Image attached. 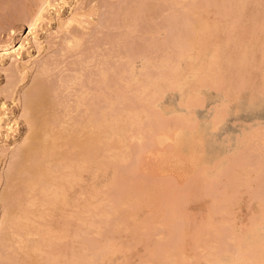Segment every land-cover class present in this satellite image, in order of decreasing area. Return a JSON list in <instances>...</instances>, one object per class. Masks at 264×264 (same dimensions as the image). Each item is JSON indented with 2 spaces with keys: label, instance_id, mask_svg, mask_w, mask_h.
Here are the masks:
<instances>
[{
  "label": "rangeland",
  "instance_id": "rangeland-1",
  "mask_svg": "<svg viewBox=\"0 0 264 264\" xmlns=\"http://www.w3.org/2000/svg\"><path fill=\"white\" fill-rule=\"evenodd\" d=\"M0 3V264H264V0Z\"/></svg>",
  "mask_w": 264,
  "mask_h": 264
},
{
  "label": "bare ground",
  "instance_id": "bare-ground-1",
  "mask_svg": "<svg viewBox=\"0 0 264 264\" xmlns=\"http://www.w3.org/2000/svg\"><path fill=\"white\" fill-rule=\"evenodd\" d=\"M42 2H43V1H42ZM0 4H1V3H0ZM39 4H40V3H39ZM43 4H44V3H43ZM188 5H189V4H188ZM190 5H191V4H190ZM206 5H207V4H206ZM206 5H205V7H207ZM47 6H48V5H47ZM222 6H223V5H222ZM79 7H80V6H79ZM189 7H190V6H189ZM212 7H213V6H212ZM217 7H218V6H217ZM45 8H46V6H45ZM45 8H44V9H45ZM222 8H223V7H222ZM41 9H42V7L40 8L39 12L41 11ZM46 9H47V8H46ZM194 9H195V8H194ZM41 12H43V9H42ZM80 12H81V11H80ZM223 13H224V12H223ZM40 15H41V13H38L37 16L35 15L36 17H35L33 20H31L32 22L30 21V22H31V25H30V32H29V35H31V34L33 35V34H34V29H35V26H36L37 21L39 20ZM189 15H190V14H189ZM192 15H193V13H192ZM190 16H191V15H190ZM192 17H193V16H192ZM224 17H225V16H224ZM69 18H70V17H69ZM172 21H173V20H172ZM65 22H66V21H65ZM79 22H80V21H79ZM170 24H171V23H170ZM65 25H66V24H65ZM66 26H67V25H66ZM76 26H77V25H76ZM76 26H75V27H76ZM103 26H104V25H103ZM65 28H66V27H65ZM80 28H81V27H80ZM127 28H128V27H127ZM130 28H131V27H130ZM112 29H113V28H112ZM157 32H159V31H157ZM252 32H253V30H252ZM252 32H251V33H252ZM74 34H75V33H74ZM156 34H157V33H156ZM75 35H76V34H75ZM255 35H256V34H255ZM170 36H171V35H170ZM81 37H82V36H81ZM176 37H177V36H176ZM84 38H85V37H84ZM81 39H82V38H81ZM172 39H173V38H172ZM79 40H80V39H79ZM74 41H75V40H74ZM75 43H76V42H75ZM73 44H74V43H73ZM61 45H62V44H61ZM76 45H77V44H76ZM68 50H69V49H68ZM70 50H71V49H70ZM73 50H74V49H73ZM19 51H20V50H19ZM1 52H2L1 55H5V56H6V55H11V54H15L16 56L18 55L17 50H14V49H4V50H2ZM70 52H71V51H70ZM72 52H73V51H72ZM65 53H66V52H65ZM158 54H159V52H158ZM1 55H0V56H1ZM73 55H74V54H73ZM18 56H19V55H18ZM14 57H15V56H14ZM14 57H12V60H13ZM9 58H10V57H9ZM64 58H65V57H64ZM10 59H11V58H10ZM55 60H56V59H55ZM130 63H131V62H130ZM56 65H57V64H56ZM130 66H132V65H130ZM47 71H48V70H47ZM16 73H17V72H16ZM40 76H41V75H40ZM6 78H7V77H6ZM39 78H40V77H39ZM52 78H53V77H52ZM69 86H70V85H69ZM40 87H41V85H40ZM14 88H15V87H14ZM12 89H13V88H12ZM64 89H65V88H64ZM69 89H70V88H69ZM8 90H9V89H8ZM81 90H82V89H81ZM35 91H36V90H35ZM6 92H7V91H6ZM8 92H9V91H8ZM10 92H11V90H10ZM79 92H80V91H79ZM79 92H78V93H79ZM29 93H30V92H29ZM38 93H39V92H38ZM0 94H1V93H0ZM9 94H10V93H9ZM6 95H8V94L6 93ZM38 95H39V94H38ZM2 96H3V94H2ZM41 96H42V95H41ZM52 96H53V95H52ZM62 96H63V95H62ZM6 97H7V96H6ZM34 97H35V96H34ZM76 97H77V96H76ZM7 98H8V97H7ZM58 98H59V97H58ZM11 99H12V98H11ZM70 99H71V98H70ZM16 100H17V99H16ZM31 100H32V99H31ZM53 101H54V100H53ZM30 102H31V101H30ZM50 103H51V102H50ZM54 109H55V108H54ZM36 112H37V111H36ZM60 113H63V112H60ZM64 114H65V113H64ZM64 114H63V115H64ZM94 114H95V113H94ZM59 115H60V114H59ZM55 117H56V116H55ZM69 118H70V117H69ZM67 119H68V118H67ZM218 119H219V118H218ZM55 120H56V119H55ZM102 121H103V120H102ZM186 121H187V120H186ZM46 124H49V122L46 123ZM192 124H193V123H192ZM30 125H31V124H30ZM42 125H43V124H42ZM54 125H55V124H54ZM50 126H51V125H50ZM65 126H67V124H66ZM195 126H196V125H195ZM28 127H29V126H28ZM45 127H46V126H45ZM68 127H69V126H68ZM88 127H89V126H88ZM47 128H49V127H47ZM53 128H54V127H53ZM53 128H52V130H53ZM98 128H99V127H98ZM187 128H188V127H187ZM39 129H40V128H39ZM45 129H46V128H45ZM65 129H66V127H65ZM70 129H71V128H70ZM76 129H77V128H76ZM95 129L97 130L96 127H95ZM40 130H41V129H40ZM48 130H49V129H48ZM89 130H91V129H89ZM41 131H43V130H41ZM97 131H98V130H97ZM191 131H193V130H191ZM45 132H46V131H45ZM93 132H94V131H93ZM41 133H42V132H41ZM41 133H40V134H41ZM47 133H48V132H47ZM73 133H74V132H73ZM87 133H88V132H87ZM29 134H30V133H29ZM93 134H94V135H92V136H93L92 139H90V140L88 139V140L86 141V143H83V144H82V143L75 142V143H77V144H76V148H77L80 144L82 145V146L80 145V146L82 147V148H81V151H83V153L86 152L85 155L82 154V152H81L78 148H77L78 151H74V154H72V155H75V154H76L75 152H77V154L80 152L81 154L79 153L78 155H81L82 157H83V155H84V157H83L81 160H82V161L85 160L84 158H85L87 155H89V153H90V152H89V151L91 150L90 147L93 146V147L95 148V146H96L97 143H98V142L96 143L95 139L98 141V136L100 135L99 131H98V134H99L98 136H97L96 131H95V133H93ZM53 135H54V134H53ZM53 135H51V136L53 137ZM76 135H77V134H76ZM33 136H34V135H33ZM45 136H46V135H45ZM40 137H41V136H40ZM49 137H50V135H49ZM32 138H33V137H32ZM43 138H44V137H43ZM30 139H31V138H30ZM34 139H35V138H34ZM58 139H59V138H58ZM69 139H70V138H69ZM84 139H85V138H84ZM42 140H43V139H42ZM47 140H48V139L46 138V141H47ZM52 140H53V139H52ZM66 140H67V139H66ZM66 140H65V141H66ZM70 140H71V139H70ZM65 141H64V142H65ZM73 141H74V140H73ZM73 141H72V142H73ZM92 141H94V144H93V145H91V143H93ZM23 142H24V141H23ZM54 142H56V141H54ZM60 142H61V141H60ZM82 142H83V141H82ZM43 143H44V142H43ZM68 143H69V141H68ZM28 144H30V141H29ZM37 144H38V143H37ZM40 144H42V143H40ZM45 144H46V143H45ZM48 144H49V143H48ZM48 144H46V145L43 144V145L41 146L42 148H41V149L39 148V149H40V150H39L40 153H39V152H38V153L41 154L42 156H46V157H43L44 160H45V158H47V156L49 157L50 154L52 155V156H50V158H51V157L53 158V156L56 154V153L54 154V152H55V151L57 150V148H58V147H57L56 150H54L51 146H48ZM73 144H74V143H73ZM38 145H39V144H38ZM63 145H64V144H63ZM63 145H62V146H63ZM54 146H55V145H54ZM57 146H58V145H57ZM60 146H61V145H60ZM60 146H59V147H60ZM74 146H75V145H74ZM80 146H79V147H80ZM29 147H30V146H29ZM35 147H36V146H35ZM39 147H40V146H39ZM66 147H67V146H66ZM66 147H65V148H66ZM93 147H92V149H93ZM108 147H109V146H108ZM26 148H28V147H26ZM60 148H61V147H60ZM67 149H68V148H67ZM29 150H30V149H29ZM35 150H36V149H35ZM31 151H32V149H31ZM68 151H69V150H68ZM25 152H26V151H25ZM34 152H35V151H34ZM65 152H66V151H65ZM15 153L17 154V152H15ZM28 153H29V151H28ZM38 153H37V154H38ZM62 153H63V152H62ZM70 153H72V152H70ZM19 154H20V153H19ZM53 154H54V155H53ZM59 154H60V152H59ZM77 154H76V155H77ZM13 155H14V154H13ZM21 155H22V154H21ZM26 155H27V153H26ZM61 155H62V154H61ZM65 155H66V153H65ZM27 156H28V161H31V162H32L31 155L28 154ZM29 156H30V157H29ZM36 156H37V155H36ZM55 156H56V155H55ZM81 156H80V158H81ZM72 157H73V156H72ZM75 157H77V156H75ZM33 158H34V157H33ZM54 158H55V157H54ZM19 159H20V158H19ZM29 159H30V160H29ZM41 159H42V158H41ZM41 159H40V160H41ZM43 159H42V160H43ZM57 159H58V158H57ZM15 160H16V159H15ZM26 160H27V157H26ZM44 160H43V163H44L43 165H45ZM47 160H48V158H47ZM65 160H67V159L65 158L64 161H65ZM75 160H76V159H75ZM81 160H79V161H81ZM56 161H57V160H56ZM79 161H78V162H79ZM25 162H26V161H25ZM41 162H42V161H40V164H41ZM53 162H54V161H53ZM53 162H52V163H53ZM69 162H70V160H69ZM69 162H68V163H69ZM73 162L75 163V161H73ZM34 163H35V166L37 167L36 162H34ZM38 163H39V162H38ZM76 164L78 165V163H76ZM76 164H74V167H76V166H75ZM30 165H31V163H30ZM32 166H33V163H32ZM32 166H31V167H32ZM38 166H39V165H38ZM52 166H53V165H52ZM60 166H61V165H60ZM62 167H63V166H62ZM74 167H73V168H74ZM27 168H28V167H27ZM37 168H38V167H37ZM40 168H41V165H40ZM42 168H43V167H42ZM65 168H66V167H65ZM67 168H68V167H67ZM61 169H63V168H61ZM12 170H13V169H12ZM18 170H19V169H18ZM23 170H24V169H23ZM36 170H37V169H36ZM52 170H53V169H52ZM69 170H70V169H69ZM15 171H16V170H15ZM20 171H21V169H20ZM25 171H26V170H25ZM25 171H24V172H25ZM31 171L33 172V170H31ZM31 171H29V173H31ZM60 171H62V170H60ZM12 172H13V171H12ZM12 172H11V173H12ZM24 172H23V174H24ZM71 172H72V170H71ZM16 174H17V172H16ZM19 174H20V173H19ZM34 174H35V175H34ZM52 174H53V172H50L49 169H48V170H47V169H39V170H37V171H35V169H34V173H31L30 175L32 176V178H33L34 176H35V177H34L33 179H32V178L30 179L29 176H28V179H27L28 181L26 180V181H27V184L25 183V184L27 185V192H28L27 194H28V196L31 197V196H33V195L35 194L36 189H38V186L40 185V183H42L43 185L45 184V185H44L45 187H49L50 185H53V182L55 181L54 179H58V180H59V178H60L61 176L63 177V175H61V176H59L58 178H53L55 175L52 176ZM10 175H11V174H10ZM17 175H18V174H17ZM33 175H34V176H33ZM20 176H21V175H20ZM26 176H27V175H26ZM56 176H57V175H56ZM56 176H55V177H56ZM36 177H37V178H36ZM62 177H61V179H62ZM9 178H10V177H9ZM19 178H21V177H19ZM23 178H24V177H23ZM13 179H14V176H13L12 180H13ZM25 179H26V178H25ZM29 179H30V180H29ZM10 180H11V179H10ZM58 180H57V182H59ZM21 181H23V180H21ZM71 181H72V180H71ZM23 182H25V180H24ZM64 182H65V181H64ZM59 183H61V182H59ZM68 183H70V182H68ZM21 184H22V183H21ZM25 184H24V185H25ZM61 184H62V183H61ZM55 185H56V184H55ZM55 185H54V187H55ZM67 185H68V184H67ZM10 186H11V185H10ZM19 186H20V185H19ZM44 186H39V187H44ZM70 186H71V185H70ZM45 187H44V188H45ZM15 188H17V187L15 186ZM49 188H50V187H49ZM49 188H48V190H49ZM58 188H60L59 191H60V190H61V191H60V192L57 191L55 195H60L61 197H63V199H62V201H61L62 203H61V202L58 201V200H61L60 197H59V196H58L59 198L56 197V199H58L57 201H58L59 203H61V204H59V203L56 202V201H53V202L51 203V204L54 206L53 211L58 207V204L61 205V207H63L62 205H63V203H64V205H65V198L67 197V196H65V195H66V189L64 188V184L59 185V186L57 187V189H58ZM11 189H12V187H11ZM23 189H25L24 186H23ZM40 189H42V188H40ZM40 189H39V190H40ZM9 190H10V189H9ZM25 190H26V189H25ZM39 190H37V191H39ZM44 190H45V189H44ZM44 190H42V191H44ZM51 190H52V189H51ZM67 190L70 191V189H67ZM11 191H12V190H11ZM13 191H14V190H13ZM19 191H20V190H19ZM19 191H18V192H19ZM23 191H24V190H23ZM46 191H47V190H46ZM46 191H45V192H46ZM55 191H56V190H55ZM69 191H67V192H69ZM0 192H2V191H0ZM48 192H49V191H47V193H48ZM7 193H8V192H7ZM15 193H16V192H15ZM19 193L21 194V192H19ZM36 193H37V192H36ZM53 193H55V192H53ZM9 194H10V193H9ZM71 194H72V193H71ZM18 195H19V194H18ZM35 195H36V194H35ZM55 195H53V196H51V197H55ZM96 195H97V194H96ZM33 197H34V196H33ZM51 197H50V198H51ZM7 198H8V197H7ZM10 198H11V197H10ZM2 199H3V198H2ZM12 199H13V198H12ZM15 199H16V198H15ZM5 200H6V199H5ZM50 200H51V199H50ZM54 200H55V199H54ZM2 201H3V200H2ZM6 201H8V200H6ZM48 201H49V199H48ZM251 201H252V200H251ZM20 202H21V201H20ZM45 202L47 203V201H45ZM50 202H51V201H50ZM29 203H30V200H29ZM43 203H44V202H43ZM57 203H58V204H57ZM66 203H67V200H66ZM4 204H6V203H4ZM32 204H33V202H32ZM7 205H8V204H7ZM16 205H17V203H16ZM30 205H31V203H30ZM49 205H50V204H49ZM49 205H48V206H49ZM139 205H140V204H139ZM145 205H146V204H145ZM149 205H151V203H150ZM6 207H7V206H6ZM8 207H9V206H8ZM8 207H7V208H8ZM45 207H46V206H45ZM51 208H52V206H51ZM59 208H60V206H59ZM68 208H69V207H68ZM45 209H46V208H45ZM14 210H15V209H14ZM63 210H64V209H63ZM63 210H61V211L64 212ZM5 211H6V210H5ZM7 211H8V210H7ZM23 211H25V210H23ZM49 211H50V209H49ZM53 211H52V209H51L50 212L53 214ZM55 211H56V210H55ZM57 211H58V210H57ZM59 211H60V209H59ZM13 212H14V211H13ZM25 212H30V211H25ZM60 213H61V212H60ZM55 214H56V213H55ZM62 214H63V213H62ZM6 219H7V218H6ZM8 220H9V219H8ZM5 221H6V220H5ZM11 221H12V220H11ZM41 222H42V221H41ZM9 223H12V222H9ZM19 223H20V222H19ZM93 223H94V222H93ZM12 225H13V224H12ZM4 226H5V225H4ZM89 226H90V224H89ZM12 227H13V226H12ZM90 228H91V227H90ZM93 228H94V227H93ZM18 229H19V228H18ZM46 229H47V228H46ZM0 230H1V229H0ZM2 230H3V228H2ZM21 231H22V230H21ZM30 231H31V230H30ZM30 231H29V232H30ZM86 231H87V230H86ZM4 232H6V231H4ZM52 232H53V231H52ZM8 233H9V232H8ZM86 233H87V232H86ZM6 234H7V233H6ZM12 234H13V233H12ZM14 234H15V233H14ZM24 234H25V233H24ZM44 234H45V233H44ZM12 236H13V235H12ZM52 236H53V235H52ZM11 238H12V237H11ZM74 238H75V237H74ZM2 239H3V238H2ZM2 239H1V240H2ZM9 239H10V238H9ZM56 241H57V240H56ZM8 242H9V241H8ZM40 242H41V241H40ZM6 243H7V242H6ZM31 243H32V241H31ZM2 244H3V243H1V245H2ZM33 244H34V243H33ZM107 244H108V243H107ZM5 245H6V244H5ZM24 245H25V244H24ZM29 245H30V244H29ZM25 246H26V245H25ZM33 246H34V245H33ZM41 246H42V245H41ZM44 246H45V245H44ZM89 246H90V245H89ZM2 247H3V245H2ZM39 247H40V246H39ZM85 247H86V246H85ZM94 247H95V246H94ZM99 247H100V245H99ZM110 247H111V246H110ZM31 248H32V247H31ZM88 248H89V247H88ZM107 248H108V247H107ZM32 249H33V248H32ZM109 249H110V248H109ZM101 250H102V249H101ZM112 250H113V248H112ZM112 250H111V251H112ZM37 251H38V249H37ZM101 252H102V251H101ZM107 252H108V250H107ZM27 253H28V252H27ZM27 253H26V254H27ZM41 254H42V253H41ZM85 254H86V253H85ZM98 255H99V254H98ZM98 255H97V256H98ZM107 255H108V254H107ZM150 255H152V254H150ZM1 256H2V254H1ZM47 256H49V255H47ZM60 256H61V255H60ZM45 258H46V257H45ZM49 258H50V257H49ZM47 259H48V258H47ZM24 260H25V259H24ZM30 261H31V260H30ZM18 262H19V261H18ZM32 262H33V261H32ZM39 262H40V261H39ZM41 262H42V261H41ZM48 262H50V260H49ZM88 262H89V261H88ZM90 263H91V262H90ZM2 264H3V263H2ZM24 264H25V263H24ZM28 264H29V263H28ZM34 264H35V263H34ZM46 264H47V263H46Z\"/></svg>",
  "mask_w": 264,
  "mask_h": 264
}]
</instances>
